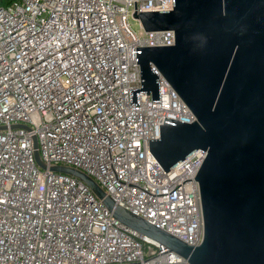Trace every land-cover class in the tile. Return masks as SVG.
<instances>
[{"label":"built area","instance_id":"built-area-1","mask_svg":"<svg viewBox=\"0 0 264 264\" xmlns=\"http://www.w3.org/2000/svg\"><path fill=\"white\" fill-rule=\"evenodd\" d=\"M172 0H12L0 6V264H189L118 222L66 167L115 204L195 246L197 148L164 171L148 150L164 117L194 116L164 77L140 88L136 46L173 45L132 15ZM130 19L138 24L135 29ZM37 154V157H36Z\"/></svg>","mask_w":264,"mask_h":264},{"label":"water","instance_id":"water-1","mask_svg":"<svg viewBox=\"0 0 264 264\" xmlns=\"http://www.w3.org/2000/svg\"><path fill=\"white\" fill-rule=\"evenodd\" d=\"M146 31L171 29L173 45L136 46L140 88L158 100L161 74L194 116L164 117L148 150L164 171L197 148L206 154L198 182L203 236L191 246L114 203L84 180L115 219L185 257L189 264H264V0H172L168 10L139 11ZM37 157V154H36Z\"/></svg>","mask_w":264,"mask_h":264},{"label":"trees","instance_id":"trees-1","mask_svg":"<svg viewBox=\"0 0 264 264\" xmlns=\"http://www.w3.org/2000/svg\"><path fill=\"white\" fill-rule=\"evenodd\" d=\"M12 0H0V6L6 5L9 2H11Z\"/></svg>","mask_w":264,"mask_h":264},{"label":"rangeland","instance_id":"rangeland-1","mask_svg":"<svg viewBox=\"0 0 264 264\" xmlns=\"http://www.w3.org/2000/svg\"><path fill=\"white\" fill-rule=\"evenodd\" d=\"M130 23L132 25L133 28L137 29L138 28V24L134 21L130 19Z\"/></svg>","mask_w":264,"mask_h":264}]
</instances>
